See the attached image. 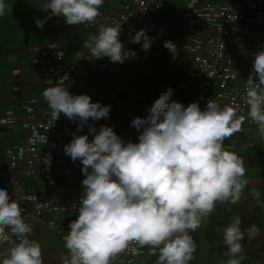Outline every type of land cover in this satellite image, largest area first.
<instances>
[{"label":"clouds","instance_id":"clouds-1","mask_svg":"<svg viewBox=\"0 0 264 264\" xmlns=\"http://www.w3.org/2000/svg\"><path fill=\"white\" fill-rule=\"evenodd\" d=\"M103 3L47 0L44 9L69 26L91 25ZM6 8L0 0V17ZM50 18L37 19L36 26L42 29ZM121 30L119 23L101 25L97 35L88 37L85 47L95 59L108 57L111 63L134 59L137 54L125 50L120 40ZM129 42L142 44L148 51L154 38L142 29ZM163 46L175 58L176 46L171 41ZM64 78L43 91L51 119L55 122L63 113L70 121H79L78 132L87 126L93 138L89 141V135L74 134L63 149L72 162L80 161L86 178L75 207L78 218L63 237L68 255L61 257L62 264H111L119 254L131 251L138 255L145 247L149 255H158L157 264H191L197 250L191 233L207 222L217 204H237L248 184L243 160L226 150L224 141L241 130L246 118L264 136V51L254 54L246 81L242 100L247 117L239 115L237 107L221 108L214 100L203 110L198 102L185 107L171 100L173 90L168 89L147 110L146 118L131 122L130 127L140 133L138 143L125 142L107 125L97 131L89 124V120H107L111 106L93 103L86 94L72 95L60 86ZM41 140L47 143V137ZM44 164L50 168V155ZM253 196L260 199L259 192ZM241 223L239 216H233L223 231L228 249L225 255L229 257L226 264H242L245 231L249 239L260 233L255 225L242 231ZM32 231L19 204L6 188L0 189V242L10 245L0 264H43L40 244L28 239ZM12 236L19 238L18 242Z\"/></svg>","mask_w":264,"mask_h":264},{"label":"built area","instance_id":"built-area-1","mask_svg":"<svg viewBox=\"0 0 264 264\" xmlns=\"http://www.w3.org/2000/svg\"><path fill=\"white\" fill-rule=\"evenodd\" d=\"M174 2L182 6L177 7ZM99 11L94 24H83L87 36L70 49L60 41L39 40V55L32 64L38 67L43 79L40 94L22 100L17 110L9 109L0 114L1 125L13 127L20 124L25 132L20 143L3 153L0 189L6 188L12 200L19 204L25 222L33 229L31 234L40 230L57 232L63 239L70 231L69 224L78 218L75 207L79 206L84 191L82 181L86 177L81 172L80 161L72 162L63 149L74 134L89 135V130L84 126L78 132L79 121H70L63 113L57 121H52L43 91L57 86V82L65 77L60 86L72 95H81L92 65L110 69L108 57L95 59L85 47L88 37L97 35L101 25L121 24L120 39L130 40L137 32L145 30L148 37L154 38L150 49L145 52L156 59L166 58L180 73L177 88L191 93L190 103L198 102L203 110L208 101L214 100L221 108L226 105L237 107L238 114L247 117L248 109L242 97L254 54L264 51V0H104ZM169 13L175 14L181 22L182 32L176 37H169L166 22ZM165 41L176 46L175 58L163 46ZM139 46L142 49V44ZM88 123L97 131L104 125L103 119L89 120ZM115 133L125 142H139L138 131ZM256 133L261 138L260 151L264 153V136L259 135L257 125L247 118L241 130L231 137ZM42 137H47V143L42 142ZM92 138L89 135V141ZM225 141L226 150L235 149L233 144ZM49 155L50 168L44 164ZM73 172H79L80 179L69 186L64 177ZM12 239L18 242L19 238L12 236ZM9 246L0 242V259ZM156 256L149 255V249L145 247L138 255L125 251L111 264H154Z\"/></svg>","mask_w":264,"mask_h":264},{"label":"crops","instance_id":"crops-1","mask_svg":"<svg viewBox=\"0 0 264 264\" xmlns=\"http://www.w3.org/2000/svg\"><path fill=\"white\" fill-rule=\"evenodd\" d=\"M4 2L7 8L6 14L0 17V48H8L10 52L0 59V114L9 109L17 110L22 100L40 94L43 79L38 67L32 64V60L39 55V40L44 42L60 41L70 49L75 44H79L88 34L83 25L69 26L63 18L51 15L50 11H45L44 5L47 0H4ZM49 16L51 18L47 19L42 29L40 28L31 47H18L15 51L11 44V41L15 39V32L17 30L21 33L29 31L31 27H37L35 23L37 19L45 20ZM175 19L178 20V29L175 27ZM166 22L170 29L169 37H176L182 32L181 22L175 14L169 13ZM120 40L125 50L134 51L137 54L135 58L125 60L123 64L111 63L110 69L107 70L101 69L99 64L92 65L81 94L90 96L91 102L96 103L95 98L98 97L99 88L106 85L107 78L115 72L120 85L131 80H138L142 82L143 89L148 93L146 99L142 98L134 106L137 108L136 118H146L147 110L168 89L173 90L171 100L184 106L190 104L191 93L177 88V79L180 73L172 67L166 58L156 59L151 53L143 51L139 44L130 43L129 39L122 38ZM16 71H20V73L17 74ZM139 72L141 75L143 74V78L141 75L137 78ZM147 80H153L154 83L145 84ZM17 87L20 90H16ZM121 95L124 97V93ZM134 119V116L129 113L127 120L124 121L119 118V111H117L115 116H109L107 120L103 119V121L104 125L112 127L114 132L132 133L137 131L130 127ZM24 137L25 132L20 124L13 127L0 124V169L4 164V151L20 143ZM225 142L233 144L235 149L229 151L234 152L243 160L246 168L244 178L248 184L237 204H217L212 213V222L215 225L211 241L217 245L216 250L221 254L222 264H226L229 257L225 255L228 249L223 240V231L233 216H239L242 221V231L249 229L252 225L260 230L259 235L253 239H249L247 231H245L244 239L241 241L242 255L246 256L248 264H264V153L260 151L261 138L256 133L231 137ZM249 143L253 145H248ZM52 165L55 166L54 163ZM254 192L260 193L259 200L254 198ZM28 239L35 240L40 244L43 264H62L61 257L68 255L67 249L64 247L65 241L57 232L40 230L36 234H30ZM154 264H157L156 257Z\"/></svg>","mask_w":264,"mask_h":264},{"label":"rangeland","instance_id":"rangeland-1","mask_svg":"<svg viewBox=\"0 0 264 264\" xmlns=\"http://www.w3.org/2000/svg\"><path fill=\"white\" fill-rule=\"evenodd\" d=\"M174 5L181 7L182 5L178 2H174ZM175 27L177 26L178 20H174ZM40 28L31 27L29 31L21 33L19 30L15 32V39L11 41V44L16 51L18 47L30 48L34 39L37 38ZM3 36V35H2ZM152 69L153 67L150 66ZM154 70V69H153ZM140 72L137 74V78L140 76ZM143 78V74L141 75ZM149 81V80H147ZM121 93H124L122 97ZM147 92L143 89L141 81H128V83L119 84L117 74L114 72L112 76L106 80V85L99 88L98 97L95 98V102H99L102 106H111L109 116H115L119 111V118L126 121L128 114H132L136 118V110L134 106L137 105L142 98H147ZM123 111V112H122ZM80 179L79 172H73L67 178L66 184L69 186L75 185ZM212 215L208 218L207 222L204 223L197 231L194 232L193 239L197 245V250L194 253L195 259L191 261V264H222V258L220 252H218L217 245L213 241L206 238V229L213 228L215 224L212 222ZM208 235V233H207ZM158 260V256H156Z\"/></svg>","mask_w":264,"mask_h":264},{"label":"trees","instance_id":"trees-1","mask_svg":"<svg viewBox=\"0 0 264 264\" xmlns=\"http://www.w3.org/2000/svg\"><path fill=\"white\" fill-rule=\"evenodd\" d=\"M9 52H10V49H8V48H4V47H1V48H0V59H1L3 56L7 55ZM148 83H154V82H153V80H149V81H146V82H145V84H148ZM207 233H208V238H209V240H211V239L213 238L214 226H213V228H208V229H206V235H207ZM191 235L194 236V232H192ZM206 238H207V237H206ZM245 257H246V256H245ZM245 257H244V260L242 261V264H248V263H247V260L245 259Z\"/></svg>","mask_w":264,"mask_h":264}]
</instances>
